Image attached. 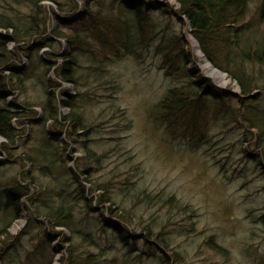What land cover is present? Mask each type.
Returning a JSON list of instances; mask_svg holds the SVG:
<instances>
[{
    "label": "rangeland",
    "instance_id": "374dc122",
    "mask_svg": "<svg viewBox=\"0 0 264 264\" xmlns=\"http://www.w3.org/2000/svg\"><path fill=\"white\" fill-rule=\"evenodd\" d=\"M249 6L247 19L256 21L253 16L258 0L250 2ZM163 20L160 19V24ZM50 21L54 26L55 21ZM172 24L173 28L169 26L168 31L157 32L148 44L142 43V48L124 51L120 57L114 56L108 47L101 51L107 52L106 55L100 54L97 60L88 54H77L79 64L74 74L79 76L78 83L63 82L62 85L74 97L70 106L80 109L82 116L90 120L89 135H84L89 137L95 154L101 156L99 163L87 156L81 141H77L86 139L83 135L76 137V141L73 138L61 141V146L57 139H50L45 133L48 121L37 123L39 116L34 110L40 115L41 111L38 105L32 107L31 118L19 126L17 143L11 145L12 157L0 162V227L10 224L9 245L0 251V264H61L64 250L61 235L69 232L66 227H56L60 234L55 236L54 230L48 229L46 214L66 203L80 220L91 218L92 213L84 217L85 203L81 197L92 198L94 205V193L99 189L92 181H110L119 186L125 176L133 182L131 192L146 188L161 193L158 199L140 202L138 211L145 222L153 218L151 223L156 231L163 232L160 237L153 234L146 237L137 231L141 237L131 242L132 253H127L128 247L122 242H115L109 255L117 257L116 264H160L164 252L170 253L168 246L160 241L168 242L171 250L182 255L175 264H264V140L257 144L251 138L256 130L250 129L246 134L244 125L232 121L227 111V105L229 108H238L239 103L240 107L245 103L244 106L250 108L263 105L264 81L250 93L252 97H244L226 72L215 67L202 50L194 49V38L187 31L180 47L189 51L191 65L214 86L228 89L234 96L231 101H203L199 126L205 134L199 140L166 128L153 110L169 84L161 68V59L167 52L158 53L156 45L174 33L183 36L181 25L173 20ZM152 27L156 30L155 24ZM184 41H187L186 46ZM9 44L8 48L15 50L16 45L13 48ZM178 48L179 44L175 45L171 53ZM50 49L58 51V55L67 52L64 40H59L53 47L33 50L30 58L19 53L26 75L20 88H15L17 93L10 91L7 102L36 104L45 95L41 82L45 67L37 62V54L43 56ZM55 58L60 57H52ZM90 62L95 63L91 66ZM206 63L224 74V82L203 68ZM62 107L61 112L69 113V106ZM62 125L63 134L59 137L64 139L68 125ZM47 127L58 129L53 121ZM35 129L43 133L36 135ZM4 142L0 140V145ZM20 155H31L33 165ZM76 162L81 169L94 165L85 174L89 181H83L86 192L80 195L74 175L67 169ZM17 180L23 185L27 183L29 191L34 189V184L40 190L34 196H21L20 210L13 215L14 205H7L6 190L14 191ZM163 198H173L174 203L165 202ZM26 203H30L29 206ZM31 208L38 210L41 216L35 217ZM88 221L83 223V228ZM133 224L139 228L137 220ZM209 239L217 250L208 244ZM155 241L156 247H151ZM141 250L154 255H150L151 259L142 256Z\"/></svg>",
    "mask_w": 264,
    "mask_h": 264
},
{
    "label": "trees",
    "instance_id": "16d2710c",
    "mask_svg": "<svg viewBox=\"0 0 264 264\" xmlns=\"http://www.w3.org/2000/svg\"><path fill=\"white\" fill-rule=\"evenodd\" d=\"M173 1L0 0V135L7 140L0 145V162H6L12 157L10 148L17 143V137L20 135L18 128L31 118L29 113L33 111L31 109L34 105H38L41 111L40 115L34 110L35 115L39 116L37 123L53 121L58 126L57 130L47 127L50 122L46 126L47 131H44L50 139H57L59 146L61 141L89 135V118H84L80 109H75L74 105L70 106L74 97L62 85L63 82L78 83L79 76L74 74V69L79 64L77 54H88L97 60L100 54L106 55L107 52L101 51L108 47L113 50L111 53L114 56L120 57L124 51L127 53L134 47L142 48V43L148 44L149 39L155 37L157 32L164 33L169 30V26L173 28L172 20L181 25L183 36L174 33L168 40H161L156 45L158 53L167 52L161 59V68L169 84L154 104L153 110L166 128L174 129L180 136L199 140L205 134L199 126L204 108L203 101H231L234 96L230 90L214 86L197 67L191 65L189 51L180 47V41L182 43L184 33L189 29L206 58L228 74L231 81L238 85L241 95L252 97L250 93L260 88L258 83L264 81V0H258L253 16L256 21L247 19L249 4L254 0ZM161 18L164 19L163 24H160ZM50 20L55 21L54 26L49 24ZM153 24L156 30H153ZM59 40H64L67 52L58 55V51L50 49L43 56L37 54V62L45 67L44 78L41 80L45 95L36 104L7 102L10 91H16V87L20 88L23 75H26V66L16 62H21L19 53L23 52L30 58L33 50L53 47ZM184 42L186 46L187 41ZM9 43L16 45L15 50L8 48ZM178 44V50L171 53ZM53 56L60 57L61 60L52 59ZM93 63L95 62H90V65L93 66ZM5 71L8 73L5 74ZM61 96L65 99L61 100ZM62 105L69 106V113L60 111ZM244 105L245 103L240 107L239 103L238 108H229L227 105L228 117L244 125L246 134L250 129L256 130V135L254 133L251 138L260 144L264 140V104L253 105L251 108ZM64 123L68 127L65 129L64 139H61L59 136L63 134L61 130ZM33 133L37 135L43 132L41 129H35ZM77 141H81L87 156L99 163L101 156H97L93 146L89 145V137L79 138ZM20 158L29 160L33 165L31 155H20ZM77 163L67 169L74 175L77 194L80 195L86 192L83 181L89 178L85 174L90 172L94 165L89 164L81 169ZM129 178L125 176L119 186H116V183L111 184L110 181H92L91 184L99 189L98 193H94V205L92 198L81 197L85 203L84 217L92 213L91 218L80 220L71 205L66 203L57 205L46 214L48 229L54 230L55 236L60 234L55 230L56 227H66L69 232L68 235H61V248L64 249L61 264H116L117 257L109 255L115 242H122L124 247H128L127 253H132L134 248L131 242H136L135 240L141 237L137 231L146 237L152 234L160 237L163 230L156 231L155 225L151 223L153 218L145 222L138 210L141 209L140 202L158 199L161 193H153L146 188L131 192L129 190L133 182L129 181ZM24 184L18 181L14 191L6 190L7 205H14L13 215L18 214L20 210L18 203L21 196H34L36 192L39 193L40 188L36 184L30 191L27 183ZM163 201L174 203L173 198H163ZM31 210L35 212V217L41 216L38 210ZM87 220L88 225L83 228L82 225ZM134 220L140 224L139 228L134 226ZM9 225L0 227V251L9 245ZM160 242L170 249L168 255L164 252L160 264L180 262L182 255H177L176 250H171L168 242ZM155 243L156 241L151 247H156ZM208 244L215 248L212 239L208 240ZM148 253L144 254L141 250L139 254L149 257L154 255ZM140 255L137 257L141 258Z\"/></svg>",
    "mask_w": 264,
    "mask_h": 264
},
{
    "label": "bare ground",
    "instance_id": "6f19581e",
    "mask_svg": "<svg viewBox=\"0 0 264 264\" xmlns=\"http://www.w3.org/2000/svg\"><path fill=\"white\" fill-rule=\"evenodd\" d=\"M194 49L196 51H198L197 47L195 46V42H194V45H193ZM201 57V56H200ZM203 68L207 70V72L213 76L215 79L217 80H220L222 82H224V74L219 72L218 70L212 68L208 63H206L205 65H203ZM1 140V138H0Z\"/></svg>",
    "mask_w": 264,
    "mask_h": 264
},
{
    "label": "water",
    "instance_id": "95a60500",
    "mask_svg": "<svg viewBox=\"0 0 264 264\" xmlns=\"http://www.w3.org/2000/svg\"><path fill=\"white\" fill-rule=\"evenodd\" d=\"M49 4H50L52 7H54L53 4H51V3H49ZM188 34H189L191 37H193V36H192L191 29H189ZM194 42H195V46L197 47V49L201 50V49H200V46H199V43L196 41L195 38H194L193 41H192V43H193L192 45H194ZM0 138H1V141H7L6 138H4V137L1 136V135H0Z\"/></svg>",
    "mask_w": 264,
    "mask_h": 264
}]
</instances>
